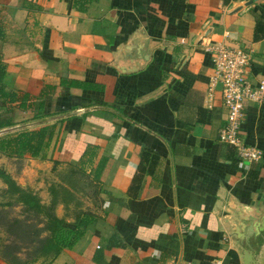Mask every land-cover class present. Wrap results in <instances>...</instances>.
<instances>
[{"label":"crops","instance_id":"obj_1","mask_svg":"<svg viewBox=\"0 0 264 264\" xmlns=\"http://www.w3.org/2000/svg\"><path fill=\"white\" fill-rule=\"evenodd\" d=\"M256 17L264 0H0L2 87L37 100L55 84L35 117L0 97V119L12 122L0 137L54 123L44 157L0 152V168L46 202L47 185L85 148L93 165L107 158L96 200L82 204L95 218L47 264H242L255 240L246 225L264 209V96L245 102L240 125L261 156L239 160L217 139L224 110L218 86L207 87L205 44L249 48L250 79H264ZM55 213L72 221L61 203Z\"/></svg>","mask_w":264,"mask_h":264},{"label":"trees","instance_id":"obj_2","mask_svg":"<svg viewBox=\"0 0 264 264\" xmlns=\"http://www.w3.org/2000/svg\"><path fill=\"white\" fill-rule=\"evenodd\" d=\"M263 35L264 18L256 17L253 39ZM3 72V64L0 62V97H4L7 102L17 101V107L32 108L33 116H39L42 108L41 97L52 91L55 84L41 85L36 94L39 98L33 100L27 92H22L18 96L12 90H5L1 83ZM58 83L68 86H96L94 83L80 82L66 77L60 78ZM5 124L11 122L0 119V126ZM53 128L54 123H51L37 128L23 127L12 133H6L0 137V152L8 156H22L27 153L31 156L44 157ZM88 153L95 152L85 148L76 162H70L62 172L58 173V181H52L47 185L49 197L46 202L41 200L33 188L17 183L9 173L0 168V178L3 182L0 195L5 197L0 205L1 207L18 206L17 214L9 218L5 217V211L2 213L3 210H0V226L11 237L12 243H4L0 248V257L4 261L9 264H36L39 258L47 264L63 248L72 247L82 236L85 225L95 218V213L87 206L82 207V200L79 197L84 195L96 200L100 192L99 174L107 159L101 155L93 165V159L89 155L84 158ZM56 162L53 160V165ZM88 167L90 170L86 171ZM57 203H61L64 210H69L72 221H66L64 216L55 213ZM22 247H28V259L18 260L13 252Z\"/></svg>","mask_w":264,"mask_h":264},{"label":"built area","instance_id":"obj_3","mask_svg":"<svg viewBox=\"0 0 264 264\" xmlns=\"http://www.w3.org/2000/svg\"><path fill=\"white\" fill-rule=\"evenodd\" d=\"M211 60L212 73L207 81L209 90L218 86L224 110L222 124L217 129V139L231 144L239 160L254 161L261 149L246 142L240 134L245 102H259L264 96V79H250L251 50L244 46L221 41L205 44ZM184 264H194L185 260ZM208 264H223L220 257H211Z\"/></svg>","mask_w":264,"mask_h":264},{"label":"water","instance_id":"obj_4","mask_svg":"<svg viewBox=\"0 0 264 264\" xmlns=\"http://www.w3.org/2000/svg\"><path fill=\"white\" fill-rule=\"evenodd\" d=\"M249 222L250 224L246 225V229L252 233V237L255 236V240H247L249 241L247 245L253 246L252 249H247V247L242 249V264H264V209L261 210L260 218L251 217ZM246 237L247 239L251 238V236L245 235V239Z\"/></svg>","mask_w":264,"mask_h":264},{"label":"rangeland","instance_id":"obj_5","mask_svg":"<svg viewBox=\"0 0 264 264\" xmlns=\"http://www.w3.org/2000/svg\"><path fill=\"white\" fill-rule=\"evenodd\" d=\"M211 42H215V41H211ZM210 58V57H209ZM211 61V60H210ZM212 65V64H211ZM12 123V122H11ZM14 132L13 131H10L8 133H12ZM1 162V161H0ZM10 168H12L13 171H17L19 169V166L21 165V159L19 158H13V159H10ZM1 166V165H0ZM57 168V167H55ZM18 172V171H17ZM58 175V174H57ZM80 200L83 199L82 201V204H85L86 202H94V200L89 197V196H81L80 195ZM5 199L4 196L0 195V203ZM87 204V203H86ZM88 206V205H87ZM90 207L93 208V206L89 205ZM70 209V207H69ZM0 210L2 211V213L5 211L6 215L5 217L6 218H9L13 215H16L17 214V211H18V206H12V207H9V206H4V207H1L0 205ZM3 227L0 226V248L2 247V245L5 243V244H12L11 243V237L2 229ZM27 251H28V247H22L20 248L18 251H14L13 254L15 255V257L18 259V260H24V259H28V254H27ZM36 263H40L42 264V260L39 261V258L36 260Z\"/></svg>","mask_w":264,"mask_h":264}]
</instances>
